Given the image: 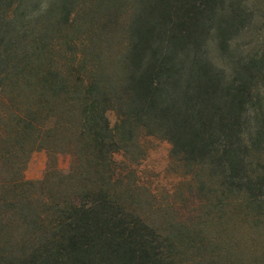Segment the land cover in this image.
<instances>
[{"label":"trees","instance_id":"1","mask_svg":"<svg viewBox=\"0 0 264 264\" xmlns=\"http://www.w3.org/2000/svg\"><path fill=\"white\" fill-rule=\"evenodd\" d=\"M260 3L0 0V264H264Z\"/></svg>","mask_w":264,"mask_h":264},{"label":"rangeland","instance_id":"2","mask_svg":"<svg viewBox=\"0 0 264 264\" xmlns=\"http://www.w3.org/2000/svg\"><path fill=\"white\" fill-rule=\"evenodd\" d=\"M260 5L264 7V0H259ZM251 38V37H250ZM252 39V38H251ZM253 40V39H252ZM249 41V38H248ZM111 123L114 125L116 118L113 113H109ZM147 145L149 151L147 158L141 165L136 167L140 178L151 185L159 194L173 191L178 183L183 179L180 170L171 162V146L168 142L150 138ZM118 163L123 162L122 153L114 155ZM71 164V158L68 155L58 157V167L67 171ZM47 168V154L45 151L35 152L28 164L25 176L29 180L41 179Z\"/></svg>","mask_w":264,"mask_h":264}]
</instances>
